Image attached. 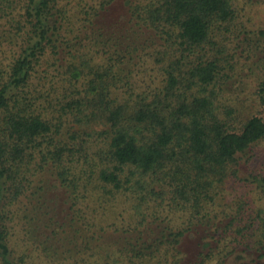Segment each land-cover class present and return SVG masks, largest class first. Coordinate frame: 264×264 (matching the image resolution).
Instances as JSON below:
<instances>
[{"label": "trees", "instance_id": "16d2710c", "mask_svg": "<svg viewBox=\"0 0 264 264\" xmlns=\"http://www.w3.org/2000/svg\"><path fill=\"white\" fill-rule=\"evenodd\" d=\"M245 1L0 0V264H264Z\"/></svg>", "mask_w": 264, "mask_h": 264}, {"label": "rangeland", "instance_id": "374dc122", "mask_svg": "<svg viewBox=\"0 0 264 264\" xmlns=\"http://www.w3.org/2000/svg\"><path fill=\"white\" fill-rule=\"evenodd\" d=\"M256 1L259 0H254V2ZM240 2L242 3V5L246 3L245 0H240ZM244 20L251 26L253 30L259 31L261 29H264V3L249 7L247 6L246 11L244 12ZM250 65L251 61L246 59V57L238 58L237 72H239V74H237L235 78L237 82L233 85V88L228 93L229 99H232L231 105L235 106L236 109L244 117L253 116L258 113H264V109L261 108L257 96L259 83L264 80V66L261 65L260 67L254 68V70H250L248 67ZM256 154L257 157L252 160L253 167L256 171L263 170L264 173V143L256 149ZM245 171L246 169L244 168L243 177L249 176V174H246ZM238 184L236 187L232 185L229 186L230 191H228L226 195V202L232 203V201H234L238 196L246 195L248 193H255L253 195V198H251L252 200L257 202L254 206L264 205L263 195L260 193H256L258 192L257 184H254V182L251 183V181H244ZM260 200L263 203H261ZM225 201L222 203L225 204ZM116 236L117 235H114L111 239H114ZM110 247L114 251H116L117 249V246H115L114 244H112ZM70 262L71 261H69V263ZM221 263V255L218 253L210 262V264Z\"/></svg>", "mask_w": 264, "mask_h": 264}]
</instances>
